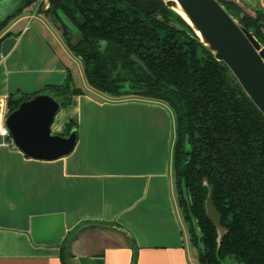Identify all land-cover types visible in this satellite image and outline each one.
Returning a JSON list of instances; mask_svg holds the SVG:
<instances>
[{
    "label": "crops",
    "instance_id": "obj_1",
    "mask_svg": "<svg viewBox=\"0 0 264 264\" xmlns=\"http://www.w3.org/2000/svg\"><path fill=\"white\" fill-rule=\"evenodd\" d=\"M232 1L264 12V0ZM31 9L0 34V99L60 84L70 63L78 68L51 21ZM81 84L51 125L61 134L76 123L69 154L31 158L0 134V264H61L66 242L74 264H200L176 200L173 111Z\"/></svg>",
    "mask_w": 264,
    "mask_h": 264
},
{
    "label": "trees",
    "instance_id": "obj_2",
    "mask_svg": "<svg viewBox=\"0 0 264 264\" xmlns=\"http://www.w3.org/2000/svg\"><path fill=\"white\" fill-rule=\"evenodd\" d=\"M16 1L0 19V32L37 5L60 24L62 40L80 60L90 89L110 99L161 102L173 111L176 199L199 263L264 264V115L191 26L163 0H45L47 7L43 0ZM218 1L264 45L262 10L253 16L232 0ZM83 93L68 71L60 84L9 94L6 107L12 111L37 94L66 107ZM76 129L68 122L61 135ZM204 179L214 187V205L227 229L219 246L216 226L205 213ZM59 260L74 264L68 242L60 247Z\"/></svg>",
    "mask_w": 264,
    "mask_h": 264
},
{
    "label": "water",
    "instance_id": "obj_3",
    "mask_svg": "<svg viewBox=\"0 0 264 264\" xmlns=\"http://www.w3.org/2000/svg\"><path fill=\"white\" fill-rule=\"evenodd\" d=\"M194 30L197 40L220 62H223L244 92L264 115V45L251 30L234 18L218 0H163ZM9 0L0 1V19L16 6ZM9 6L4 9L5 4ZM179 5L183 16L176 8ZM4 9V10H3ZM59 17L71 30L76 29L69 19L58 11ZM242 15V14H241ZM60 109V103L48 94H37L9 111L5 118L13 144L27 156L53 160L69 154L76 143V133H52L51 125ZM208 186L205 200L206 216L217 229V244L227 229L221 224V214L213 201V185Z\"/></svg>",
    "mask_w": 264,
    "mask_h": 264
},
{
    "label": "rangeland",
    "instance_id": "obj_4",
    "mask_svg": "<svg viewBox=\"0 0 264 264\" xmlns=\"http://www.w3.org/2000/svg\"><path fill=\"white\" fill-rule=\"evenodd\" d=\"M17 2V1H16ZM17 5V4H16ZM15 5V6H16ZM9 5L6 3L5 6H4V9H6ZM3 9V10H4ZM34 11V13H40L39 10L37 9V5L36 6H32V9H31V12ZM245 11H247L249 14L251 15H255V12H256V9L255 8H249V9H246ZM42 14V13H41ZM46 16L50 21H51V27L57 31L58 30V33H59V36L61 37V26L59 23H54L53 20L51 19V17H49L50 15H44ZM4 31V29L0 32V34H2V32ZM73 32V34H76L77 32H75L74 30H71ZM74 37H76V35H74ZM62 38V37H61ZM78 60V68L77 66L73 63H70V68H71V71H72V77H73V81H74V84L77 86V87H81L82 86V78L85 79L84 77V74H83V68H82V64L80 62L79 59ZM177 200V199H176ZM178 209L180 211V215H181V220H182V223L184 225V229H185V234L189 236V230H188V224L185 223V221L183 220V216H182V213H181V210L178 206ZM223 264H232L230 260H227L225 259Z\"/></svg>",
    "mask_w": 264,
    "mask_h": 264
},
{
    "label": "built area",
    "instance_id": "obj_5",
    "mask_svg": "<svg viewBox=\"0 0 264 264\" xmlns=\"http://www.w3.org/2000/svg\"><path fill=\"white\" fill-rule=\"evenodd\" d=\"M43 2L45 3V7H47L46 1L43 0ZM7 113H8V110H7V107H6V100L0 99V134L3 137L9 138L10 143L13 144V142H12V140L10 138V134H9L8 128L5 125V118H6Z\"/></svg>",
    "mask_w": 264,
    "mask_h": 264
},
{
    "label": "bare ground",
    "instance_id": "obj_6",
    "mask_svg": "<svg viewBox=\"0 0 264 264\" xmlns=\"http://www.w3.org/2000/svg\"><path fill=\"white\" fill-rule=\"evenodd\" d=\"M175 8H176V9H177V10H178L183 16H185L184 13L181 11V9H180V7H179L178 4H176Z\"/></svg>",
    "mask_w": 264,
    "mask_h": 264
}]
</instances>
